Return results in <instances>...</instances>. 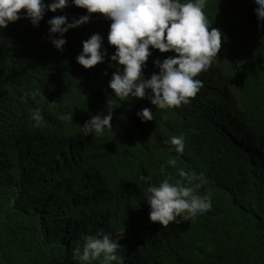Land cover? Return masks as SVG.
Listing matches in <instances>:
<instances>
[{
  "label": "trees",
  "instance_id": "obj_1",
  "mask_svg": "<svg viewBox=\"0 0 264 264\" xmlns=\"http://www.w3.org/2000/svg\"><path fill=\"white\" fill-rule=\"evenodd\" d=\"M255 7L207 0L203 11L222 33L217 58L195 77L203 86L188 103L164 110L110 96L111 21L97 13L64 34L62 50L50 43L51 18L33 27L21 10L0 30V264H81L74 250L97 229L118 237L123 264H264V26ZM73 8L69 21L86 14ZM92 34L104 38L106 55L84 69L75 58ZM149 57L145 79L158 72ZM110 107L111 130L85 136L80 126ZM145 107L154 119L141 122ZM179 134L183 153L165 143ZM181 167L202 174L198 191L211 193V208L167 226L151 222L147 187Z\"/></svg>",
  "mask_w": 264,
  "mask_h": 264
},
{
  "label": "clouds",
  "instance_id": "obj_2",
  "mask_svg": "<svg viewBox=\"0 0 264 264\" xmlns=\"http://www.w3.org/2000/svg\"><path fill=\"white\" fill-rule=\"evenodd\" d=\"M252 2L256 5L254 14L259 29L264 26V0ZM206 3L207 0H50L46 4L43 0H0V30L20 19L21 10L23 18L33 27L51 18L47 21L50 43L62 50L66 43L64 34L87 23L90 15L97 13L111 21L106 40L115 48L108 60L110 65L115 62L116 71L108 82L110 96L121 101L147 98L155 108L164 110L188 103V98L203 86V81L195 77L210 69L213 59L217 58L222 33L210 26L203 11ZM73 6L84 9L86 14L69 21L65 15ZM103 39L99 34H92L82 41L76 63L84 69L103 63L106 55ZM150 48L160 53L151 55ZM148 57L158 72L145 79L142 68ZM106 112L91 116L80 126L85 136H100L106 129L111 130L112 108ZM137 116L141 122L154 119L147 107L139 110ZM30 118L38 125L43 119L41 109H31ZM60 119L72 120V114H61ZM165 143L174 146L176 153H183L185 137L173 135ZM167 163L175 166L176 158L169 157ZM176 177H165L158 185L147 187L145 201L151 222L167 226L170 222L202 215L211 208V193L198 191L205 183L202 174L181 167ZM140 180L150 181L151 177L141 176ZM117 238H110L107 232L97 229L93 235L82 236V243L74 250L75 256L81 264L97 260L99 264H123V257L117 252L121 249Z\"/></svg>",
  "mask_w": 264,
  "mask_h": 264
},
{
  "label": "bare ground",
  "instance_id": "obj_3",
  "mask_svg": "<svg viewBox=\"0 0 264 264\" xmlns=\"http://www.w3.org/2000/svg\"><path fill=\"white\" fill-rule=\"evenodd\" d=\"M250 62V61H249ZM106 81V80H105ZM7 241V240H6ZM24 261V260H23Z\"/></svg>",
  "mask_w": 264,
  "mask_h": 264
}]
</instances>
